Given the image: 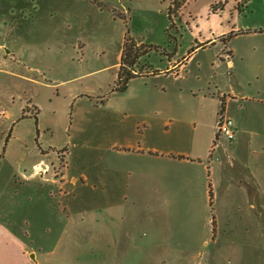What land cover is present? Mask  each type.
Wrapping results in <instances>:
<instances>
[{
  "label": "rangeland",
  "instance_id": "374dc122",
  "mask_svg": "<svg viewBox=\"0 0 264 264\" xmlns=\"http://www.w3.org/2000/svg\"><path fill=\"white\" fill-rule=\"evenodd\" d=\"M119 2L126 5L125 17L111 7ZM90 3L0 0V264H106L101 234H86L84 222L104 214L101 192L89 186L100 187L104 164L98 141L117 132L96 99L116 84L111 72L123 32L147 46L134 67L138 73L164 68L165 50L178 47L179 58L215 36V23L264 29V0ZM140 80L130 86H146ZM75 177L85 181L78 179L74 186ZM87 195L93 200L87 201ZM141 203L139 216L155 210ZM201 235L169 234L174 246L187 245L190 254ZM251 264H264V255L253 254Z\"/></svg>",
  "mask_w": 264,
  "mask_h": 264
},
{
  "label": "crops",
  "instance_id": "0c3cea01",
  "mask_svg": "<svg viewBox=\"0 0 264 264\" xmlns=\"http://www.w3.org/2000/svg\"><path fill=\"white\" fill-rule=\"evenodd\" d=\"M111 7L128 14L123 2ZM214 31L179 58L178 47L165 50L164 68L133 69L136 76L122 90L113 85L97 96L117 133L98 141L100 187H89L101 192L104 214L84 225L86 234H101L106 264H251L253 254L264 255V29L215 23ZM241 35L248 38L235 42ZM124 40L123 32L114 80ZM135 79L146 86L131 87ZM220 115L232 120L233 140L217 134ZM78 179L85 181L72 178L74 186ZM143 201L155 210L139 216ZM169 234L202 235L190 254Z\"/></svg>",
  "mask_w": 264,
  "mask_h": 264
},
{
  "label": "trees",
  "instance_id": "16d2710c",
  "mask_svg": "<svg viewBox=\"0 0 264 264\" xmlns=\"http://www.w3.org/2000/svg\"><path fill=\"white\" fill-rule=\"evenodd\" d=\"M178 6H180V4H178ZM172 25L173 22H170L169 28H172ZM168 38H171L170 34H168ZM145 47L147 46H145L144 44H136L135 41L130 37L127 36L125 37L122 54L120 57L118 77L116 80V84L113 87L114 90L115 89L122 90L126 86L128 80L136 76L135 74L132 73V70L134 69L133 67L137 63L139 57L147 53V50L143 49ZM223 103L224 100L222 99V104H221L222 108H223Z\"/></svg>",
  "mask_w": 264,
  "mask_h": 264
},
{
  "label": "built area",
  "instance_id": "2783aa9c",
  "mask_svg": "<svg viewBox=\"0 0 264 264\" xmlns=\"http://www.w3.org/2000/svg\"><path fill=\"white\" fill-rule=\"evenodd\" d=\"M217 134L233 140L236 136V130L232 120L225 115H220L217 121Z\"/></svg>",
  "mask_w": 264,
  "mask_h": 264
}]
</instances>
